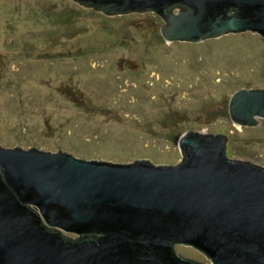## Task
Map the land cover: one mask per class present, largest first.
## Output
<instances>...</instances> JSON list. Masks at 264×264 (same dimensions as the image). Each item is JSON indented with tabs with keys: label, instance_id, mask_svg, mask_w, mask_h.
Segmentation results:
<instances>
[{
	"label": "rangeland",
	"instance_id": "rangeland-1",
	"mask_svg": "<svg viewBox=\"0 0 264 264\" xmlns=\"http://www.w3.org/2000/svg\"><path fill=\"white\" fill-rule=\"evenodd\" d=\"M163 24L150 11L0 0V146L172 165L192 130L228 136L230 158L264 168V119L242 126L229 114L236 91L264 89V36L170 42ZM176 250L212 264L191 245Z\"/></svg>",
	"mask_w": 264,
	"mask_h": 264
},
{
	"label": "water",
	"instance_id": "water-1",
	"mask_svg": "<svg viewBox=\"0 0 264 264\" xmlns=\"http://www.w3.org/2000/svg\"><path fill=\"white\" fill-rule=\"evenodd\" d=\"M75 1L107 15H160L170 42L264 36V0ZM229 114L257 126L264 89L236 91ZM228 142L187 131L183 162L172 165L0 146V264H204L178 244L212 264H264V168L230 158Z\"/></svg>",
	"mask_w": 264,
	"mask_h": 264
},
{
	"label": "flooded vegetation",
	"instance_id": "flooded-vegetation-1",
	"mask_svg": "<svg viewBox=\"0 0 264 264\" xmlns=\"http://www.w3.org/2000/svg\"><path fill=\"white\" fill-rule=\"evenodd\" d=\"M69 237V236H68Z\"/></svg>",
	"mask_w": 264,
	"mask_h": 264
}]
</instances>
